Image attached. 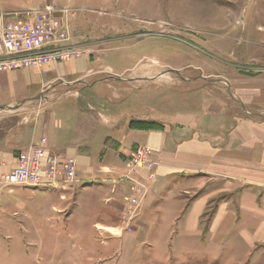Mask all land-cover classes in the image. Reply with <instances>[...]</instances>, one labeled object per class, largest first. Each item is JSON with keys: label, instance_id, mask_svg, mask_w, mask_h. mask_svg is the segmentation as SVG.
Masks as SVG:
<instances>
[{"label": "rangeland", "instance_id": "374dc122", "mask_svg": "<svg viewBox=\"0 0 264 264\" xmlns=\"http://www.w3.org/2000/svg\"><path fill=\"white\" fill-rule=\"evenodd\" d=\"M87 1L88 4L85 5ZM48 3L60 9V12L66 8L73 9L69 12L71 29L75 32L71 43L79 46L82 55L68 61L70 65L66 67L60 66L64 63L54 64L57 68L54 73L61 71L62 75L54 81L42 83L37 99L1 110L0 139H3L6 132L16 129L15 135H11L15 138V143L18 144L20 139L23 141L27 139L28 143L35 139L34 145H37L42 138H47L48 149L57 152L58 149L53 143L59 146L57 141L63 138L62 127L69 122L65 113L72 110V113L74 112L72 119L76 118L78 126L82 130L84 128L85 132V143L81 148L78 146V154L72 156L76 159L77 177L81 183L76 187L77 190L70 193L72 197L64 199L55 193L52 195L40 189L31 190L21 186H9L4 189L5 191L2 190L0 264H158L155 257L159 254H145L141 248H136L135 253H131L130 246L133 241L132 233L139 228L143 229V223L140 224L139 218L148 197L161 180L170 185L160 199L169 209L171 205L173 206L171 196L177 191L173 188L174 184L179 180L183 182L186 180L187 188L184 189L190 190L188 196L191 198L200 192L197 193L195 187L191 188L190 182L197 183L195 186L198 191L205 185L214 183L215 192L219 193L216 202H221L230 195L228 193L230 190L231 194L236 190L256 191L264 198V124L239 120L234 115L232 117L238 124L231 126L229 142L223 144L220 141L213 145L209 143L203 145L190 141L187 143L186 151H181V155L189 157L190 147L193 145L199 148V161H185L186 163L173 161L180 166L179 168L192 167L193 171H187L190 175L177 174L178 170L171 169L172 166L176 167L174 166L176 164L160 157L156 149L146 145L133 148L131 153L124 154L118 162L117 158H114L115 161L108 159L112 152L115 155L119 153L118 147L121 145L117 143L116 137L126 141L133 132L153 134L167 131L175 145L192 138V135L182 134L185 132L184 127H178L176 133H181L178 136L170 129V124L175 125L174 123L162 125L157 119L152 118V113L158 116V108L153 103L159 95L165 96L167 100L173 99V103L175 101L196 103L203 98L205 104L209 99L212 100V96L208 99L207 92L193 88L196 85L194 82L197 79L201 80L202 76L214 74L221 78L216 79L223 80L224 86H228L227 76H223L225 72L232 76L260 75L259 71L264 69V0L225 2V6L229 5L236 13L232 14L230 30L220 32L227 36L224 42L221 38L212 37L211 33L206 34L190 27H178L180 25L169 18L152 22L150 26L140 25V28L134 21V28L118 29L116 26L119 27L120 21L132 23L131 19L120 12L116 15H107L106 12L104 15L95 11L98 8V0H48L44 1L43 5ZM220 3L224 4L223 1ZM55 15L62 17L63 13ZM111 17L120 21L115 22ZM200 38L213 41V44L202 43ZM161 73L163 77L160 79L150 78L147 82L141 79L147 74ZM132 78L141 81H132ZM133 90L140 91L136 97L139 99L148 94L154 95L143 107H149L151 116L145 115L148 118L127 116L122 122V119H119L126 116L125 103L127 99L134 98ZM250 93L251 91L247 92ZM230 101L232 113L233 108L242 110L241 104L234 105V101L237 103L235 96H231ZM247 113L246 117L250 115ZM112 126L116 127V131L109 135L108 131ZM48 129L50 133L57 132L58 136L49 138ZM72 137H75V140ZM103 139L105 146L98 154V145ZM70 140L77 145L78 139L75 135L71 136ZM138 147H146L151 151V158L155 160L152 167L143 165L134 167L130 162ZM176 148L174 145L167 146L171 154L176 153ZM25 149L19 148L14 152L19 155ZM84 150L86 157L82 159L81 154H84ZM50 153L59 157L52 151ZM58 159L61 160L60 157ZM165 172H171V178L167 176L163 179ZM100 176L105 177L104 182L114 183L116 186L121 183L127 188L126 192L121 193L124 200L120 206L121 220L118 223L116 219L117 227L107 232L105 238L108 242L105 248L100 246L101 237L98 238V230L96 232L92 230V224L98 220L97 214L91 215L93 211H90L83 222L84 217L77 213L85 207L82 205L72 217L78 207L75 203L81 193L80 190L92 185L98 186ZM224 183L225 187L222 185ZM136 192L141 199L134 213L129 208V201ZM163 224L165 219L159 213L151 224L154 234H163ZM144 233L142 231L139 234L137 242L140 245L147 241L148 244L159 246L163 240L151 236L145 238ZM116 236L119 240L114 238ZM112 241L114 243L110 244ZM119 243L122 244L119 252L110 253L109 250L119 246ZM151 257L154 260L150 261ZM169 258L171 261L166 262L167 264H176L173 255Z\"/></svg>", "mask_w": 264, "mask_h": 264}, {"label": "crops", "instance_id": "0c3cea01", "mask_svg": "<svg viewBox=\"0 0 264 264\" xmlns=\"http://www.w3.org/2000/svg\"><path fill=\"white\" fill-rule=\"evenodd\" d=\"M44 1L46 2L48 0H0V11L9 13L13 11L41 8L45 6L43 5ZM221 1H223L224 4H221ZM230 1L231 0H98V8H96L95 11L102 12L104 15L106 12L107 15H116L119 12L127 15L132 23H123L119 19L111 17L113 21L116 22L118 20L121 22L119 27L116 26L118 29L120 27L127 29L134 28L135 23L139 24V28L144 24L150 26L152 22L169 18L171 21L179 24L180 26L178 27H190L198 31H204L206 34L211 33L212 37L221 38L224 42L227 36L221 33L230 30L232 14L235 15L236 13L229 5L225 6V2L229 3ZM87 4L88 1L85 5ZM134 21L136 22L134 23ZM216 31H218L217 33L222 32L217 34L215 33ZM200 40L202 43L213 44V41H207L203 38H200ZM67 63L60 66H69L70 63ZM43 69V71L35 68L17 70L14 72L0 71V113L2 109L7 107L10 108L14 105L37 99L41 91L40 89H42L40 87L42 83L45 81H54V79L62 75L61 71L57 74L54 73L57 68L53 64L46 65ZM259 72H261L260 75L256 77H244L245 75L237 76L236 74L232 76L230 73L227 74L225 72L223 76H227L229 82L228 86H224L223 80H218L221 78L214 74L211 75L210 73L207 76H202L201 80L197 79L196 82H194L196 85L193 88L195 90L202 89L207 92L208 99L212 96V100L209 99L205 104H203V102H205L203 101L204 99L200 97H198L200 99L196 103L195 101H189V103L186 101H175L173 103V99H168L171 100V102H168L165 96L161 97V95H159L157 100L153 103V105L158 108V116L152 113V118L157 119L162 125L174 123L175 125L170 124V129L178 136L181 134L176 133L178 127H184L183 130L185 132H182V134L192 135V138L184 142L180 141L181 145L178 143L175 145V141L169 137L167 131L153 134L141 131L133 132L128 136L130 138H127L126 141L121 137H116L117 143L121 145L118 147L119 155H115L114 152H112L111 155H108V159L111 161L117 158L116 162H118V159L123 157L124 154L131 153L133 148L146 145L156 149L158 154H160L159 156L169 160L170 163L177 161L183 163L195 162L199 161L198 147H193L192 145V148L190 147L191 155L188 154L189 157L187 158L181 155V151H186L185 148H188L187 143L192 141L193 143H203V145L208 143L209 145H213L220 141H222L223 144L229 142L230 128L232 125L235 124L236 126L238 124L234 121L232 115L238 117L239 120L251 121L255 124L263 125L264 69ZM219 76L221 77V75ZM162 77L163 73L158 75L147 74L141 79L143 82H147L150 78L160 79ZM224 80H226V78ZM132 81L141 80L132 78ZM248 91H251V93L247 94ZM138 93H140V91L135 90L134 98L127 99L125 103L127 109L126 116L125 118L119 119H122V122L127 116H134L135 118H148L146 116H151L149 107H143L148 104L147 101L154 95L148 94V96L139 99L136 98L139 95ZM231 96H235L236 98L237 103L234 101V105L236 104L237 106V104H241V111L233 108L232 113L230 104ZM141 99L143 102H141ZM248 99L252 100V102ZM145 101L147 103H145ZM149 101H151V99ZM247 112L250 113L248 117H246L248 115ZM72 114H74L72 110H68L67 113H65V117L67 115L66 120L68 119L69 122L62 127L63 138H60V141L56 140L59 146L52 142L53 145L56 146V149H58V153L52 149L50 150V148L48 149L49 153L52 151L59 155L61 159L78 154V146L81 148L83 143H85L84 128L83 130L82 128L80 129L76 118L72 119ZM72 120H76V122ZM52 121L55 120L52 119ZM109 129H111L108 131L109 135L116 131L115 126ZM16 132V129H11L9 132L5 133L3 139H0V163H7V167L0 166V172L13 168L16 163L15 157L18 154L14 151H17L19 148L25 149L34 144L35 139L30 143H28L27 139H25V141L20 139L18 144L15 143V138L11 137V135H15ZM48 134L50 135L49 138H56L58 136L57 132L50 133L49 129ZM73 135L78 139L76 140L77 145L70 140ZM72 138L75 140V137ZM104 143L105 139L99 142L98 154H100L101 150L104 148ZM168 145L177 147L175 154H171V152L167 150ZM71 152L75 153L73 154ZM83 153L84 154H81L82 159L86 157L85 150ZM167 156H171V158L167 159ZM174 166L177 167L178 164ZM176 167L172 166L171 169L178 170L179 172L176 173L180 175H190L187 171H193L191 170L193 169L192 167ZM165 173V176L162 177L163 179L167 176L171 178V172ZM104 180L105 177L100 176L98 178V186L92 185L80 190L81 193L75 203L78 207H76L72 215L73 217L77 209L79 210L82 205L85 207L77 213L79 216L81 215V217H84L83 222L86 221V217L90 211H93L91 215L97 214L98 220L92 224V230L95 232L98 230V238L101 237L99 239L101 243L99 241L98 243H100V246L103 248L106 247V242H108L105 238L107 232L110 229L116 228L121 220L122 216L120 212L122 207L120 206H122L124 202L122 197L123 194L121 193L127 190L126 186L121 183L116 186L114 183L104 182ZM175 183L173 188L177 189V191L171 196L173 206L171 205L170 209L160 200L165 193V189L170 185L167 183L165 184L161 180L159 184L154 186L145 204V209L139 218L140 224L143 223V229L139 228L132 233L133 241H131L132 245L130 246L131 253H135L136 248H141L144 250L145 254H159L158 257H155L158 264L171 261L169 257L172 255L174 263L176 262V264H264V198L259 192L236 190L231 194L230 190V192H228L230 195L222 199L224 202H216L219 193L215 192L214 183L208 186L205 185V187H202L198 191V188L195 186L197 183L191 184L190 182L191 188L195 187V189H197L196 192H200L194 198L188 196L190 192L189 189H184L187 188L186 180L184 182L179 180ZM222 185L225 187V183ZM45 193L49 194V192L46 191ZM50 194L53 195L54 193ZM55 194L59 195L61 199L72 197L70 193L58 192ZM37 206L39 205L37 204ZM89 208L91 210H89ZM159 213L162 218L165 219V224H163L164 229H162L164 232L163 234H154V230H151V224L153 223L154 217L159 215ZM116 219L118 223L115 224ZM159 219H161V217ZM142 231L145 232V238L151 236L163 240H161L162 242L159 243V246L148 244L147 241L143 242L144 245H140L137 241ZM114 238L119 240L117 236ZM109 243L113 244L114 242L112 241ZM121 245L122 244L119 243V246L113 247L110 249L112 251L109 250V252L113 254L118 253ZM152 260H154V258L152 259L151 257L150 261Z\"/></svg>", "mask_w": 264, "mask_h": 264}, {"label": "built area", "instance_id": "2783aa9c", "mask_svg": "<svg viewBox=\"0 0 264 264\" xmlns=\"http://www.w3.org/2000/svg\"><path fill=\"white\" fill-rule=\"evenodd\" d=\"M72 10L66 8L60 12L48 3L42 8L9 13L0 11V71L41 69L79 58L82 51L71 43L75 33L69 17ZM55 13H63V16ZM58 158L49 153L48 139L42 138L39 144H32L17 155L13 168L0 172V192L9 186L49 193L74 192L81 183L77 177L76 159L67 156L59 161ZM130 162L134 167L155 164L146 147H138ZM0 166L7 167V163H0ZM140 199L136 192L129 201V208L134 213Z\"/></svg>", "mask_w": 264, "mask_h": 264}, {"label": "trees", "instance_id": "16d2710c", "mask_svg": "<svg viewBox=\"0 0 264 264\" xmlns=\"http://www.w3.org/2000/svg\"><path fill=\"white\" fill-rule=\"evenodd\" d=\"M143 129V128H142Z\"/></svg>", "mask_w": 264, "mask_h": 264}]
</instances>
